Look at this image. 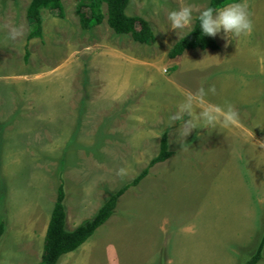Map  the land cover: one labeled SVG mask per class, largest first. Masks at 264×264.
<instances>
[{
    "label": "rangeland",
    "instance_id": "rangeland-1",
    "mask_svg": "<svg viewBox=\"0 0 264 264\" xmlns=\"http://www.w3.org/2000/svg\"><path fill=\"white\" fill-rule=\"evenodd\" d=\"M30 1L0 0V264L39 263L45 230L42 238L38 233L49 221L61 181L66 229L73 230L90 220L111 195L127 186L158 154L155 141L147 145L140 137L149 132L160 142L171 125H184L188 116L179 121L171 117L186 99L192 102L191 119L199 117L201 97L185 94V76L189 73L196 77L188 86L194 88L199 83L197 94L204 99L217 97L229 111L233 102L246 103L247 99L239 96L248 92L264 96L262 79L254 86L261 90H255L252 84L235 87L231 83L229 99H219L212 56L189 60L185 55L176 61L179 68L173 74L169 67L173 59L167 54L184 34L170 29L167 14L190 4L195 15L208 8L209 0H130L125 14L148 23L155 37L150 46L114 34L105 20L89 31L81 30L76 15L78 0H61L63 17L57 11H43L42 38L27 42L32 23L26 18ZM263 4L264 0L259 5ZM253 12H261L262 19L256 15L253 21L264 29V8ZM251 32L255 36L253 27ZM258 121L256 118L254 122ZM209 141L202 134L199 139L191 138L188 148L170 161L182 159L185 151L200 155L199 149L192 147ZM181 145L173 143L168 150L176 151ZM166 168L157 167L153 176L148 175L140 186L128 189L118 199L115 210L123 207L121 213L127 209L121 216L124 227L120 225L116 233L105 235L106 241L101 243L94 239L99 237V228L91 241L63 255L57 264H102L107 254L125 250L123 244L130 239L126 226L134 227L136 233L141 224H151L144 235L157 228L173 233L182 229L185 233L188 226L184 218L175 216L173 207L167 206L169 190L180 189L182 198L187 199L199 190L195 184L201 179H184L185 174L178 176ZM191 207L188 210L192 211ZM263 211L251 250L261 234V225L263 228ZM43 221L44 225L40 224ZM105 227L101 226L102 230ZM31 229L36 233L31 234ZM167 235L161 234L160 240L152 243L153 250H161V264L168 254H192L199 249L184 239L172 237L166 242ZM154 237L157 235L151 234L148 241ZM201 246L213 248L212 244ZM147 247L151 248V243ZM35 248L40 252L38 257ZM249 252L240 254L239 264ZM207 260L210 263L215 258Z\"/></svg>",
    "mask_w": 264,
    "mask_h": 264
},
{
    "label": "crops",
    "instance_id": "crops-1",
    "mask_svg": "<svg viewBox=\"0 0 264 264\" xmlns=\"http://www.w3.org/2000/svg\"><path fill=\"white\" fill-rule=\"evenodd\" d=\"M245 2L248 6L255 36L249 32L246 35L228 38L221 32L214 37L218 47L217 51L187 50L181 56L171 60L169 66L173 68V74H176L179 68L176 61L185 55L189 60H194L195 56L201 57L202 55L215 57L210 64L215 66V69L212 68L213 75L216 76L215 88L221 93L218 95L219 99L224 102L229 99L228 93L233 90L231 83L235 84V87H241L243 84H252L254 87L255 84H258L255 82L256 80H264V29L261 28L262 25L257 27L253 21V19L256 20V15L262 19L261 12H253V9H262L264 4L259 5L262 0H245ZM194 77L196 75L190 73L185 76L187 80L184 82L185 88H187L185 94L191 95L195 99L201 97L202 103L197 105L202 106L199 107L201 112L214 111V124L207 125L199 121L198 130L193 129L187 135L189 124L177 125L175 123L171 125L168 129L169 132L163 133L166 135L168 149L173 143L182 145L176 151L168 150L171 156L165 162L150 168L145 177L153 176L157 167L159 169L167 167L166 169L174 171L178 176L185 174L184 179L192 180L200 177L201 183L195 184L199 190L187 199L182 198L180 189L175 190L177 192L169 190L168 194L167 206L173 207L175 216L184 218L185 226H188V229L185 233L182 229L173 233L171 229L167 231L157 228V230L153 229V232L149 231L144 235L145 231L150 230L149 225L151 224H141L140 230L136 233L134 227L126 226L130 239L123 244L122 249L125 250L120 253L107 254L102 264H161V250L152 249V243L154 240L159 241L161 234H168L166 242L174 237L184 239L186 243L194 244L199 248L192 254L187 252L168 254L165 264H239L240 254L249 252L257 239L261 214L264 209V96H256L255 92H248L247 96H239L241 99H247L246 103L233 102V105L227 103L231 105L228 106L231 108L229 111L228 108L223 109L225 106L218 103L217 97L204 99L201 93L197 94L199 83L194 88L188 86V82H194ZM175 84L176 81H174ZM221 87H223L222 92H220ZM256 88L258 87H254L255 90ZM251 91L254 90L251 89ZM234 97L237 96H231V98ZM229 112L234 114L230 120L227 119ZM256 118L259 119L257 123L254 122ZM127 129L128 126L125 130ZM201 134L210 141L192 147L195 150L199 149L200 155H193V151L188 155L185 151V156L182 159L170 161L172 156L179 155L180 152L188 148L191 138L199 139ZM140 138L145 141V144L151 146L155 141L159 151L160 142L149 132ZM140 183L137 186H140ZM137 189L141 190L139 187ZM188 206H193L189 208L192 211L188 210ZM122 208L115 210L113 216L103 224L106 227L102 230L100 226V231L98 228L88 241H91L99 231V237L94 239L100 243L102 240L105 242L107 235L116 233L120 225L124 227L125 223L121 216L123 212H127V209L120 213ZM187 210L188 215L186 214ZM178 211L179 213H177ZM40 224L44 225V221ZM47 225L48 223H45L44 229L40 230L39 237L42 238L43 230L46 233ZM31 227L36 226L32 225ZM30 231L31 234L36 233L34 229ZM121 232L123 233L122 230ZM151 234H156L157 237L148 241ZM177 234L184 235V238L176 236ZM136 243L139 247H135ZM150 243L151 248H148ZM203 243L212 244L213 248L201 246ZM93 245L92 242L91 250ZM224 245L227 247L226 250H224ZM36 248L34 253L38 257L42 251L39 247L40 252H37ZM95 248L93 249L95 250ZM130 248L132 251L129 250ZM209 257L215 258V261L209 263L207 260ZM259 264H264V262Z\"/></svg>",
    "mask_w": 264,
    "mask_h": 264
},
{
    "label": "trees",
    "instance_id": "trees-1",
    "mask_svg": "<svg viewBox=\"0 0 264 264\" xmlns=\"http://www.w3.org/2000/svg\"><path fill=\"white\" fill-rule=\"evenodd\" d=\"M129 1L78 0L76 15L78 16L79 27L83 31H89L100 26L105 20L108 28L114 34L130 36L133 42L138 44L153 45L155 37L148 23L141 18L125 14ZM230 2L232 0H209L208 7L220 8ZM103 7L106 9V14H103ZM43 11H57L59 16L63 17L61 0L30 1L26 11V18L32 23L26 38L27 42L42 38L41 14ZM191 30L184 39L182 37L172 46L167 54L169 59H175L187 50L217 51L218 47L214 37L202 36L198 23L194 22ZM26 57L27 54L25 55ZM170 156L166 135L163 134L160 138L159 153L149 162L147 167L127 186L111 195L90 220L73 230L66 229L65 192L61 181L57 188L55 202L47 225L39 264H57L63 255L74 252L81 247L114 214L118 199L128 189L136 187L147 176L150 168L158 163L165 162ZM262 224L261 234L251 250L252 252L247 253L246 257L243 256L244 258H241L240 264H257L261 260L264 261V211Z\"/></svg>",
    "mask_w": 264,
    "mask_h": 264
},
{
    "label": "clouds",
    "instance_id": "clouds-1",
    "mask_svg": "<svg viewBox=\"0 0 264 264\" xmlns=\"http://www.w3.org/2000/svg\"><path fill=\"white\" fill-rule=\"evenodd\" d=\"M167 21L170 29L182 32L183 39L192 31L190 25L194 22L198 23L201 35L207 37H216L221 32L225 37H238L246 35L252 30V21L245 0H232L220 8L208 7L194 15L192 6L174 9L168 12ZM185 116L190 119L185 120L189 124V129L186 135L193 129L198 128V122L212 125L215 121L214 111H203L199 114L198 120L191 119L192 117V102L191 99H186L178 106L177 113L171 117L174 121L182 120ZM233 113L227 114V119H231Z\"/></svg>",
    "mask_w": 264,
    "mask_h": 264
}]
</instances>
